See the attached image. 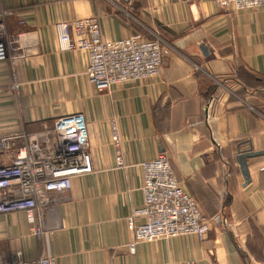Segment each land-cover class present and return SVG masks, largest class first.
<instances>
[{
    "label": "crops",
    "instance_id": "0c3cea01",
    "mask_svg": "<svg viewBox=\"0 0 264 264\" xmlns=\"http://www.w3.org/2000/svg\"><path fill=\"white\" fill-rule=\"evenodd\" d=\"M9 32L35 53L0 62V135L43 139L54 118L82 113L93 171L52 192L50 206L0 215L8 261L56 264H264V5L215 0H0ZM95 16L104 39L133 33L162 43L161 75L99 91L87 54L59 49L54 24ZM24 23L20 24L19 20ZM17 81V90L11 84ZM119 147L111 141V126ZM163 152L180 187L211 217L195 234L137 242L126 218L143 204L141 163ZM120 153L121 164L116 161Z\"/></svg>",
    "mask_w": 264,
    "mask_h": 264
},
{
    "label": "built area",
    "instance_id": "2783aa9c",
    "mask_svg": "<svg viewBox=\"0 0 264 264\" xmlns=\"http://www.w3.org/2000/svg\"><path fill=\"white\" fill-rule=\"evenodd\" d=\"M220 8L236 10L257 8L264 0H215ZM11 13L0 10V62L14 63L35 53L23 32H9ZM20 24L24 21L19 20ZM59 49L81 50L87 54L85 74L99 91L114 85L135 84L161 75L162 43L133 33L117 40L104 39L95 16L61 20L54 24ZM14 81L11 88L17 90ZM111 141L119 147L116 126H111ZM116 161L121 164V155ZM143 204L127 216V227L134 232L128 244L135 252L137 242L195 234L203 239L211 228V217L204 215L194 197L184 191L167 156L160 152L141 163ZM264 169V166L262 167ZM93 171L89 136L84 115L80 112L54 118L43 139H31L24 132L0 135V215L47 209L52 192L71 188L72 178ZM0 264H56L54 257L8 261L0 247ZM187 264H195L193 261Z\"/></svg>",
    "mask_w": 264,
    "mask_h": 264
},
{
    "label": "water",
    "instance_id": "95a60500",
    "mask_svg": "<svg viewBox=\"0 0 264 264\" xmlns=\"http://www.w3.org/2000/svg\"><path fill=\"white\" fill-rule=\"evenodd\" d=\"M263 154H264V151H253L251 148L238 151V154L236 155V160L240 167V171L243 174L247 182H249L247 159L256 157L259 155H263Z\"/></svg>",
    "mask_w": 264,
    "mask_h": 264
}]
</instances>
